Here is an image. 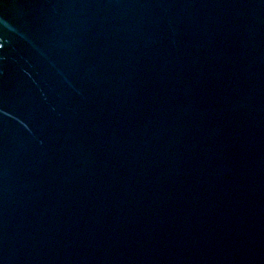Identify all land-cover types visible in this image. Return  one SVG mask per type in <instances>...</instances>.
Here are the masks:
<instances>
[{"label": "water", "instance_id": "1", "mask_svg": "<svg viewBox=\"0 0 264 264\" xmlns=\"http://www.w3.org/2000/svg\"><path fill=\"white\" fill-rule=\"evenodd\" d=\"M0 264H264V0H0Z\"/></svg>", "mask_w": 264, "mask_h": 264}]
</instances>
